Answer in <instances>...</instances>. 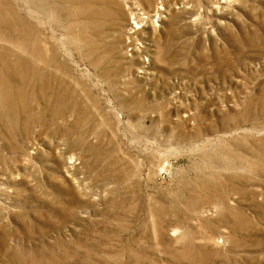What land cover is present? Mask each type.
<instances>
[{
  "label": "rangeland",
  "instance_id": "374dc122",
  "mask_svg": "<svg viewBox=\"0 0 264 264\" xmlns=\"http://www.w3.org/2000/svg\"><path fill=\"white\" fill-rule=\"evenodd\" d=\"M0 264H264V0H0Z\"/></svg>",
  "mask_w": 264,
  "mask_h": 264
}]
</instances>
